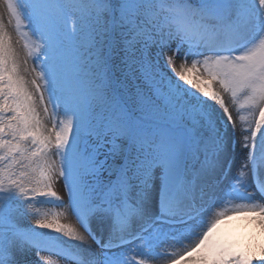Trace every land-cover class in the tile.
<instances>
[{"label":"snow or ice","instance_id":"obj_1","mask_svg":"<svg viewBox=\"0 0 264 264\" xmlns=\"http://www.w3.org/2000/svg\"><path fill=\"white\" fill-rule=\"evenodd\" d=\"M4 4L0 264H142L169 237L173 264H264V0ZM241 215L246 246L221 234Z\"/></svg>","mask_w":264,"mask_h":264},{"label":"bare ground","instance_id":"obj_2","mask_svg":"<svg viewBox=\"0 0 264 264\" xmlns=\"http://www.w3.org/2000/svg\"><path fill=\"white\" fill-rule=\"evenodd\" d=\"M0 18L4 20L6 31H8V33L11 35L12 40L14 42V46L17 47L18 49L19 45L15 44V41L17 40V38L13 36V34L9 30L8 17L6 14V10H4V8L1 9V7H0ZM177 64H179V61H177ZM225 99L227 101L228 98L225 97ZM228 106L233 116L236 117L237 110L231 105L230 102ZM240 114L245 115L248 120H251V116L248 115L247 110L241 112ZM243 126L246 128L248 127V124L245 123ZM66 200H67V196H65V201ZM236 202L243 203L241 201H234L233 204H228L226 205V207L227 206L233 207ZM65 206L61 207L60 218H59L60 222L72 226L79 233H84L83 228H81L79 224H77L75 217L66 211ZM92 227L96 229L97 231H99V228H100L99 222L94 221ZM254 228H255V225L252 224V222L248 220V218L241 215L239 217H235L231 221H227L224 225H222L221 234L226 239L234 241L239 246H246L249 244V241L253 239L252 234H253ZM257 236H258V233H257ZM64 239H69V238L65 237ZM88 243H91V241L89 240ZM256 243H258V240L256 241ZM186 247H187V241L177 242L170 237L167 239L161 238L159 244L151 251H148L147 257L138 256L136 257V259L141 260L142 264H151L154 262L156 263L166 262L168 261L169 256L177 252L182 253ZM164 264H169V262L164 263ZM182 264H185V262H182Z\"/></svg>","mask_w":264,"mask_h":264},{"label":"rangeland","instance_id":"obj_3","mask_svg":"<svg viewBox=\"0 0 264 264\" xmlns=\"http://www.w3.org/2000/svg\"><path fill=\"white\" fill-rule=\"evenodd\" d=\"M0 7H1V9L4 8V10H6V5L4 4V0H0ZM14 24H15V22L13 21V23L11 25H9V30L13 34V36H15L18 39V37L15 34ZM19 48H20V45H19ZM53 189L57 192V194L60 196V198L62 200H65V196H67V194L65 192L63 184L61 183V181L59 179H56L55 182L53 183ZM65 208H66V206H65ZM227 208L230 209L231 207L227 206ZM36 209H38L41 213H49L50 215H56L58 219L60 218L61 207H58L57 205L54 206V204H47V203L39 204V203H36V204L33 205V210H36ZM26 223H28L29 225H32V226L35 225V221L31 217L28 218ZM183 253H184V251L182 253L181 252H177V253L169 256V259L166 262H159V263L154 262V263H151V264H164V263H167V262L171 263L174 260L179 259L178 257L182 256ZM52 259L55 260L56 257L53 256Z\"/></svg>","mask_w":264,"mask_h":264}]
</instances>
